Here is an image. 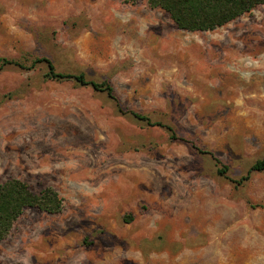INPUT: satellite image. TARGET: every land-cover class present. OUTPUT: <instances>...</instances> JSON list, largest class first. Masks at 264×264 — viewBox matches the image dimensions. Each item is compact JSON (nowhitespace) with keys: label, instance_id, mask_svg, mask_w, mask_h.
<instances>
[{"label":"rangeland","instance_id":"obj_1","mask_svg":"<svg viewBox=\"0 0 264 264\" xmlns=\"http://www.w3.org/2000/svg\"><path fill=\"white\" fill-rule=\"evenodd\" d=\"M106 81L104 93L0 71V185L53 188L58 214L27 209L0 264H264V6L209 32L178 30L131 0H0V59Z\"/></svg>","mask_w":264,"mask_h":264},{"label":"trees","instance_id":"obj_2","mask_svg":"<svg viewBox=\"0 0 264 264\" xmlns=\"http://www.w3.org/2000/svg\"><path fill=\"white\" fill-rule=\"evenodd\" d=\"M145 1L149 8L164 11L178 30L187 32H209L223 27L233 20L251 13L258 6H264V0H131L132 3ZM37 63L47 67L45 77L50 81H73L82 86H89L94 91L102 92L109 98L120 115H127L147 126H158L165 129L172 140L183 141L191 145L198 153L208 156L216 166V173L225 176L228 167L212 152L197 147L192 141L178 137L174 129L162 122H153L142 115L123 108L113 93L112 86L106 82L88 80L84 74H65L56 71L51 61L46 58L34 60L28 67L17 61L0 59V71L7 66L21 69L32 68ZM264 172V157L254 161L244 176L235 181L241 184L247 181L250 174ZM63 208V199L50 187L34 193L29 186L19 179H9L0 185V242L9 235L14 223L27 209H35L48 214H58Z\"/></svg>","mask_w":264,"mask_h":264}]
</instances>
